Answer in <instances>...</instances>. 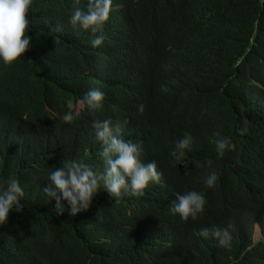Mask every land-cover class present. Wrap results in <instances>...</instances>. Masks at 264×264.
Instances as JSON below:
<instances>
[{
  "label": "trees",
  "instance_id": "trees-1",
  "mask_svg": "<svg viewBox=\"0 0 264 264\" xmlns=\"http://www.w3.org/2000/svg\"><path fill=\"white\" fill-rule=\"evenodd\" d=\"M86 4L33 0L30 49L0 63V178L25 191L0 226V264H264V0H112L96 48L68 23ZM90 89L104 94L91 112L79 104ZM68 111L79 116L65 123ZM103 119L141 146L142 162L156 161L160 181L140 198L101 189L87 211L57 216L41 191L47 172L71 160L103 172L92 127ZM222 137L233 147L219 156ZM189 190L205 209L181 221L169 208ZM229 224L227 248L199 235Z\"/></svg>",
  "mask_w": 264,
  "mask_h": 264
},
{
  "label": "clouds",
  "instance_id": "clouds-1",
  "mask_svg": "<svg viewBox=\"0 0 264 264\" xmlns=\"http://www.w3.org/2000/svg\"><path fill=\"white\" fill-rule=\"evenodd\" d=\"M76 4H79V0H76ZM32 5L33 0H0V63L10 65L30 49L28 32L31 31L29 12ZM111 10L112 0H87L84 9L79 6L73 8L68 23L74 29L90 32L93 36L90 45L96 48L104 42L103 29ZM103 100V92L90 89L80 98L79 104L91 112L99 110ZM78 116L79 112L68 111L63 114L62 120L69 123ZM92 127L95 139L102 148L104 170L99 172L88 163L78 160L62 161L58 167H51L47 172V185L41 191L47 202H55L52 212L57 216L65 211L71 216L87 211L101 189L112 198L122 195L140 198L145 195V189L150 183L160 181L161 173L157 170L156 161L142 162L141 146L119 138L118 129L111 119L94 120ZM240 131L243 133L246 129ZM190 144L191 136L185 133L176 141L175 150L170 153L172 159L177 163L182 162ZM232 147L226 137L215 141V150L219 156H223L226 150L231 151ZM217 178V173L210 170L203 178V183L211 188ZM24 195V187L18 179L12 176L0 178V226L7 223L10 212L20 213L23 210L20 200ZM205 204L203 194L189 190L175 195L169 211L181 221H195L204 212ZM230 227L229 224L224 228H201L199 235L203 238L211 236L218 246L227 248L231 242Z\"/></svg>",
  "mask_w": 264,
  "mask_h": 264
},
{
  "label": "rangeland",
  "instance_id": "rangeland-1",
  "mask_svg": "<svg viewBox=\"0 0 264 264\" xmlns=\"http://www.w3.org/2000/svg\"><path fill=\"white\" fill-rule=\"evenodd\" d=\"M261 238V233L258 227H255L253 233V243H256Z\"/></svg>",
  "mask_w": 264,
  "mask_h": 264
}]
</instances>
